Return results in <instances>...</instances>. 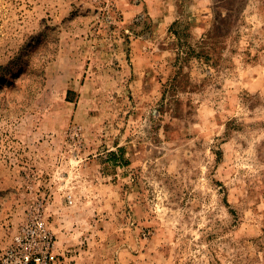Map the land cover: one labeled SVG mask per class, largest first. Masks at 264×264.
I'll use <instances>...</instances> for the list:
<instances>
[{
    "label": "rangeland",
    "instance_id": "rangeland-1",
    "mask_svg": "<svg viewBox=\"0 0 264 264\" xmlns=\"http://www.w3.org/2000/svg\"><path fill=\"white\" fill-rule=\"evenodd\" d=\"M39 204L57 264H264V0H0V258Z\"/></svg>",
    "mask_w": 264,
    "mask_h": 264
},
{
    "label": "built area",
    "instance_id": "built-area-1",
    "mask_svg": "<svg viewBox=\"0 0 264 264\" xmlns=\"http://www.w3.org/2000/svg\"><path fill=\"white\" fill-rule=\"evenodd\" d=\"M69 202L72 204L73 200ZM41 204L18 226L10 244L1 254L0 264H57V239Z\"/></svg>",
    "mask_w": 264,
    "mask_h": 264
},
{
    "label": "trees",
    "instance_id": "trees-1",
    "mask_svg": "<svg viewBox=\"0 0 264 264\" xmlns=\"http://www.w3.org/2000/svg\"><path fill=\"white\" fill-rule=\"evenodd\" d=\"M203 55V53H200L199 51L193 49V48H189L188 50H186V55L184 59H190L193 56H196L198 58H201ZM206 58H211L210 56H205Z\"/></svg>",
    "mask_w": 264,
    "mask_h": 264
}]
</instances>
